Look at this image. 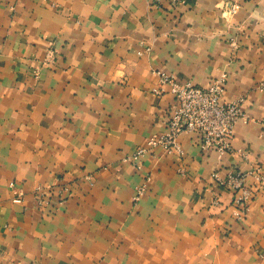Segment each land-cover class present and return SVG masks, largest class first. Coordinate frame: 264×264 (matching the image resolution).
I'll return each instance as SVG.
<instances>
[{"label":"crops","instance_id":"0c3cea01","mask_svg":"<svg viewBox=\"0 0 264 264\" xmlns=\"http://www.w3.org/2000/svg\"><path fill=\"white\" fill-rule=\"evenodd\" d=\"M155 68L226 77L233 150L184 131L182 153L124 159L168 128ZM262 83L264 0H0V264H264V186L237 218L212 176L264 171Z\"/></svg>","mask_w":264,"mask_h":264},{"label":"built area","instance_id":"2783aa9c","mask_svg":"<svg viewBox=\"0 0 264 264\" xmlns=\"http://www.w3.org/2000/svg\"><path fill=\"white\" fill-rule=\"evenodd\" d=\"M181 0H171L172 3H178ZM237 4H230L225 11L234 12ZM55 52L49 49L48 59L54 56ZM51 56V57H50ZM158 75L159 83L153 88L156 93H164L169 86V90L174 94L175 101L168 119V128L162 133H156L148 136L145 142L131 154L124 157L131 160L134 164L137 159L155 147H161L166 152L182 153V144L179 135L184 131H195L200 136L201 147L204 150H217L220 154L233 150L232 138L235 132V125L241 116L243 97L227 98L225 96L227 89V79L225 76L212 79L207 85H198L192 81H182L175 77L174 74L164 71L160 68L153 69ZM36 75L39 71L36 69ZM264 88V84L262 83ZM264 126V115L260 117ZM252 175L253 182H248L247 178ZM212 176L220 186L227 187L233 192V211L237 218H243L249 208L250 202L255 192L264 186V171L261 166L256 165L252 169L243 170L230 167L224 172L216 169ZM146 180L136 187L134 201H139L148 187ZM37 191L41 196L38 198L39 203L49 201L45 196L47 188L39 184ZM69 190V186L62 188V194ZM15 200H21L22 196L18 195ZM65 195L59 199L64 201ZM213 203L219 204L220 197L214 195Z\"/></svg>","mask_w":264,"mask_h":264}]
</instances>
